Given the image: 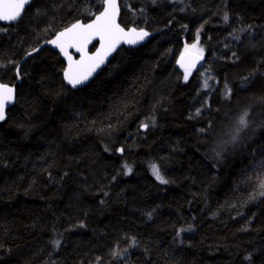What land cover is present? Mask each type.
Segmentation results:
<instances>
[{"label": "trees", "instance_id": "1", "mask_svg": "<svg viewBox=\"0 0 264 264\" xmlns=\"http://www.w3.org/2000/svg\"><path fill=\"white\" fill-rule=\"evenodd\" d=\"M101 5L30 0L0 21V82L15 86L0 264H264V0H119V22L150 35L82 88L51 47L20 63ZM194 41L216 81L199 112L200 76L176 67Z\"/></svg>", "mask_w": 264, "mask_h": 264}, {"label": "snow or ice", "instance_id": "2", "mask_svg": "<svg viewBox=\"0 0 264 264\" xmlns=\"http://www.w3.org/2000/svg\"><path fill=\"white\" fill-rule=\"evenodd\" d=\"M30 0H0V21H16L21 17L25 5ZM118 7L116 0H104V11L88 24L75 23L60 32L55 40L50 41L60 49V52L67 58L68 67L64 70V79L76 87L88 80L92 73L101 64L104 63L106 57L123 41L128 44H135L139 40L144 39L148 35L143 30L137 31L135 28L125 31L116 22ZM228 17L225 15V20ZM94 40H98L100 46L94 53L89 54L88 48ZM195 48V45L191 46ZM75 49L80 54L78 60H74L68 49ZM187 50V49H186ZM181 66L183 67V55L181 57ZM187 71L185 80H187ZM207 86V85H206ZM14 89L7 85L0 84V120L5 118L4 111L7 103L13 99ZM247 113H245V116ZM245 116L240 118L239 123L247 126ZM147 127V125H144ZM130 171V169H129ZM153 174L162 183H167L160 175L159 169L153 165ZM264 187V185H262ZM264 195V192L261 193ZM57 245L59 241L55 242Z\"/></svg>", "mask_w": 264, "mask_h": 264}, {"label": "water", "instance_id": "3", "mask_svg": "<svg viewBox=\"0 0 264 264\" xmlns=\"http://www.w3.org/2000/svg\"><path fill=\"white\" fill-rule=\"evenodd\" d=\"M116 4H117V7H118V14H117V17H116V22L120 25V27H122L123 29H125V31H128L129 29H132V28H135L133 26H129V27H124L120 22H119V17H120V5H119V0H116ZM27 5V4H26ZM25 5V7H26ZM104 11V0H102V5H101V8L98 12H96L90 19L86 20V21H83V20H76L74 22H72L71 24H69L68 26L62 28L61 30L57 31L50 39H48L47 41L43 42L39 47H37L36 49L32 50L31 52L27 53L23 59L20 61V63H22L25 59H27L31 54L37 52L38 50H40L42 47H45V46H48V47H51L55 50H57L59 53L60 52V49L58 47H56L54 44L50 43V41L52 40H55L57 35L64 31L65 28L67 27H70L72 24H75L77 22L79 23H82V24H88V23H91L96 16H98L101 12ZM23 12V11H22ZM4 22H7V21H4ZM13 22V21H11ZM137 31H140V30H143L144 32H147L148 35L146 37H144V39L142 40H139L137 43L135 44H128V43H124L123 41H121L117 46L116 48L106 57L105 61L103 64H101L98 68H96V70L92 73V75L88 78L87 81H85L84 83L80 84V85H77L76 87L74 88H82L84 87L85 85H87L103 68H105L108 64V62L111 60V58L113 57V55L116 53V51L118 49H120L121 47H127V48H131V47H136V46H139L141 44H143L144 42H146V40L148 39L150 33L147 31V30H144L142 28H135ZM95 43V47L90 50V47L92 44ZM91 45H89V48H88V51H89V54L91 53H94L96 51V49L100 46L99 44V41L98 40H94L92 42ZM69 53L72 55L73 59L74 60H78L80 58V54L77 53L75 51V49H68ZM61 55L63 56V59H64V70L68 67V60L67 58L61 53ZM183 55V64L184 66L182 67L181 66V57ZM203 63V56L196 53V52H193V51H189V50H186L184 52H181L180 55L177 57V60H176V65H177V68L180 69V70H183V71H186V69L188 70H191V69H194V68H197L199 66H201ZM64 70H63V79H64ZM17 71V70H16ZM65 83L69 86V87H72V85H70L65 79H64ZM18 82H20V79H18ZM0 84L2 85H7L8 87H11L14 89V94H13V99L11 100V102L7 103L6 106H5V111H4V116L5 118L3 120H0V122H3L6 117H7V110L14 104L15 102V86L14 85H10V84H6V83H2L0 82ZM142 130L144 131L145 130V127L143 126L142 127Z\"/></svg>", "mask_w": 264, "mask_h": 264}, {"label": "rangeland", "instance_id": "4", "mask_svg": "<svg viewBox=\"0 0 264 264\" xmlns=\"http://www.w3.org/2000/svg\"><path fill=\"white\" fill-rule=\"evenodd\" d=\"M228 41H230V40H228ZM192 45H195L196 47L192 48L191 47ZM186 49L189 51L196 52V53L202 55L203 57H205L203 51L198 47L196 41L186 43L183 47L182 52L186 51ZM193 72L198 73V75L200 76L199 92L197 94V97H195V100L193 101V103H194L193 110L195 112H199V111H202L203 109H205V106H206L207 101H208V97H209L210 93L212 92L216 81H215V78L210 73V71L207 69L206 65H203L202 67H200L196 70H188L187 71V78ZM184 74L186 75V71H184ZM242 127L243 126L239 123V121H236V122L234 121V123H231V126L229 128L233 129V134L235 135L238 132V129H240ZM251 127H252V122H251ZM229 137H230V134H229ZM230 139H233V138H230ZM262 185H264V178L262 179L261 183L259 184V191H260L259 194L264 192V187H262ZM182 231H183V229L180 230V233Z\"/></svg>", "mask_w": 264, "mask_h": 264}, {"label": "bare ground", "instance_id": "5", "mask_svg": "<svg viewBox=\"0 0 264 264\" xmlns=\"http://www.w3.org/2000/svg\"><path fill=\"white\" fill-rule=\"evenodd\" d=\"M133 27H135V28H140V27H136V26H133ZM143 29V28H142ZM145 30V29H144ZM95 44V43H94ZM93 45V44H92ZM95 47V46H94ZM61 54V53H60ZM62 56V55H61ZM62 58H63V56H62ZM177 60V59H176ZM63 61H64V59H63ZM204 63H205V57H203V63H202V65L201 66H199V67H197V68H194V69H191V70H196V69H198V68H200V67H202L203 65H204ZM176 67H177V65H176ZM63 70H64V68H63ZM62 75H63V72H62ZM71 88H74V87H71ZM144 126V125H143ZM142 126V127H143ZM142 129V128H141ZM145 129H146V127H145ZM143 131V130H142ZM145 131V130H144Z\"/></svg>", "mask_w": 264, "mask_h": 264}]
</instances>
